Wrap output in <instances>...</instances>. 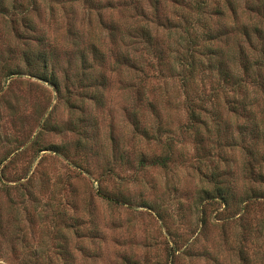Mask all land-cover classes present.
I'll return each mask as SVG.
<instances>
[{
  "label": "rangeland",
  "instance_id": "1",
  "mask_svg": "<svg viewBox=\"0 0 264 264\" xmlns=\"http://www.w3.org/2000/svg\"><path fill=\"white\" fill-rule=\"evenodd\" d=\"M0 3V264H264V95L250 87L259 120H229L231 93L207 63L212 50L259 57L251 9L264 0L237 1L238 15L220 1L227 17L207 26L225 36L194 30L191 74L181 0ZM43 50L60 94L30 76ZM188 97L226 120L192 129ZM216 183L233 190L229 204L205 200Z\"/></svg>",
  "mask_w": 264,
  "mask_h": 264
},
{
  "label": "trees",
  "instance_id": "2",
  "mask_svg": "<svg viewBox=\"0 0 264 264\" xmlns=\"http://www.w3.org/2000/svg\"><path fill=\"white\" fill-rule=\"evenodd\" d=\"M220 1L221 0H181V3H177L178 6L180 5V8L189 9L192 11L191 13H193L192 18L184 20L185 34L187 35L186 41L189 44V56L185 58L186 62L183 63L188 66L190 74L196 71L199 65L198 60L196 59L197 52L195 51L198 36H193L194 30H197L199 27H203L206 30L204 36H202L205 41L220 40L225 36V33L222 32L214 34L207 26L208 22L215 16H221L224 18L227 17L228 14H226V10L228 9L226 7L222 8V4H220ZM224 1L232 7L233 15H238V11L237 9H235V3H237V1L239 0H235V3H233V1L231 0ZM0 7L4 9L3 11H5L6 7L4 4L0 3ZM251 11L260 14L259 16L261 17L262 22L259 27H255L253 33H256L259 38L264 41V4H257L256 8H253V10L251 9ZM142 14H145V12L143 11ZM155 19L156 22H159V14ZM223 26L226 28L225 25ZM240 30L243 32L242 36L247 37V42L251 47H253L254 43L251 41L252 36L250 34L251 31L249 27L243 26L242 28H240ZM150 33L151 32L149 31V29H143V38L151 41L152 38ZM44 41L45 40L43 39V42ZM93 53L96 57H99V55L101 54L98 48H94ZM82 55L83 60L87 63L88 54L83 52ZM238 56L239 58H241V61H237V59H239L237 56L236 59L233 56L230 58L229 56L226 57V55H224L220 50H212L211 53L207 54L209 71L214 72L217 70V76L219 77L220 81L219 89L228 88L229 92L231 93V96H229V100L226 101L225 106L228 111L227 115L229 120H236V118H239L241 120H259L255 115L257 113L255 109H258L257 106L254 103L250 104L251 102L249 91L250 87L253 85L258 88V90L264 95V81H261L259 84V79H261L259 74L255 76L252 73L253 70L257 72L256 69L264 70V43L262 44V49L259 51V57H253L250 59V56H247L244 49L240 51ZM27 59L30 76L38 78L39 80L50 84L60 94L62 92L63 83L53 71L52 73H50V70L54 69L55 66L54 64H52V53L43 50L39 51L35 56H28ZM103 61H105V59ZM230 63L233 64L230 65ZM230 67H232V69H230ZM66 81L69 82L68 77L66 78ZM208 102L209 101L205 99V97L198 98L196 100L194 98L188 97L186 108L188 112V120H191L193 123L192 129H196V125L199 122L198 120H226L222 118L218 112L207 109V105L210 104ZM214 105L215 103L212 104L213 109ZM135 118H137V116L134 112L133 119L135 120ZM252 132L253 131H251L250 134L255 138L254 141L258 140L259 138ZM243 133L244 132H242V134ZM248 151L251 152L252 155L257 154V152H255V150L253 149ZM172 159L173 158L171 153L165 156L155 157L152 160V166L167 168L169 163L172 162ZM260 179L264 180V176L261 175ZM215 186L216 187L214 192H204L205 200L209 201V199L211 198L221 199L222 201H224L225 205L229 204L230 199L235 196L233 194V190H227V188L221 186L220 183H216Z\"/></svg>",
  "mask_w": 264,
  "mask_h": 264
}]
</instances>
